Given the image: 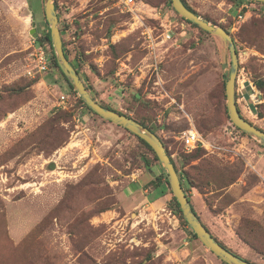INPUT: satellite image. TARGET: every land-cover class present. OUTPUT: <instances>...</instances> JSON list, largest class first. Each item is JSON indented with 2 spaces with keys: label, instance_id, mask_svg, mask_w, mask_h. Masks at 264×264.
Returning a JSON list of instances; mask_svg holds the SVG:
<instances>
[{
  "label": "rangeland",
  "instance_id": "1",
  "mask_svg": "<svg viewBox=\"0 0 264 264\" xmlns=\"http://www.w3.org/2000/svg\"><path fill=\"white\" fill-rule=\"evenodd\" d=\"M186 1L202 18L230 30L239 71L257 85L264 81V8H252L236 24L247 11L227 7L230 0ZM137 2L168 8L182 21L169 0ZM55 3L63 43L92 96L153 127L176 155L172 161L180 176L186 170L183 157L193 152L177 138L190 128L203 135L208 149L200 151L214 185L196 191L186 186L191 205L227 249L264 264V147L229 118L228 45L186 23L174 41L159 43L151 55L134 22L162 32L147 6H137L134 18L105 0ZM46 22L44 0H0V264H224L191 237L166 184L150 188L147 196L137 187L150 184L149 169L161 174L159 162L145 165L153 153L129 131L84 108L66 83L51 82L53 66L37 73L41 47L52 63ZM128 49L127 61L129 55H119ZM36 80L45 84L32 88ZM60 94L77 97L75 107L54 115ZM261 118L263 113L259 120L245 119L264 131ZM231 177H237L235 183L219 190Z\"/></svg>",
  "mask_w": 264,
  "mask_h": 264
},
{
  "label": "water",
  "instance_id": "2",
  "mask_svg": "<svg viewBox=\"0 0 264 264\" xmlns=\"http://www.w3.org/2000/svg\"><path fill=\"white\" fill-rule=\"evenodd\" d=\"M246 1L264 4V0ZM172 6L175 12L183 19L197 25L203 31L221 38L223 42L228 45L231 55V72L229 80L226 82V106L229 118L237 129L249 137L256 139L264 147V131L246 120L241 115L236 104V81L238 77L240 61L234 38L223 27L209 23L202 17L195 14L184 4L182 0H172ZM44 10L46 20L50 26L51 42L59 67L73 89L83 100L85 105L100 118L124 128L151 147L158 158L162 170L167 176L172 194L180 206L185 221L193 230L197 238L208 250H210L225 264H252L221 245L220 242L202 223L198 215L193 210L188 195L183 188L180 175L172 163L171 158L168 155L165 145L160 137L131 117L104 108L93 98L82 78L80 77L78 71L65 55L62 34L59 28V17L55 8V0H44ZM33 18L35 19L34 14ZM32 34L35 38L38 37L35 28L32 30Z\"/></svg>",
  "mask_w": 264,
  "mask_h": 264
},
{
  "label": "built area",
  "instance_id": "3",
  "mask_svg": "<svg viewBox=\"0 0 264 264\" xmlns=\"http://www.w3.org/2000/svg\"><path fill=\"white\" fill-rule=\"evenodd\" d=\"M111 3L115 9L119 10L122 14H130L132 17L138 16L139 8L137 6L144 5L147 6L149 13H154V15L160 17V10L157 8L150 7L143 2L139 3L137 0H105ZM144 7V8H145ZM247 15L239 16V20L236 24H240L246 20ZM161 20V18H160ZM159 20V21H160ZM177 18L170 21L167 19L165 22H161L159 27L162 29V32L158 34L157 28L147 26L142 20H134V22L138 23V29H142V38L144 41V45L149 50L151 55H154L157 51V46L159 43H168L170 41L175 40L176 31L178 27L185 29L186 21ZM142 21V22H141ZM235 27V26H233ZM175 44H177L175 42ZM262 60L264 62V55L262 56ZM240 61V60H239ZM35 68L37 69V73L39 75L46 74L52 69V63L49 57L47 56L44 49L41 47L37 53L35 54ZM240 66V62H239ZM158 69V65L154 66ZM34 71H29L28 75L32 78H35ZM238 77L236 81V104L242 116H251V119L259 120L260 115L264 114V94L259 89L256 81L253 80V77H249L247 73L244 71L238 72ZM250 91V100L248 101L246 98V94ZM77 97H71L70 95L60 94L58 98V108L61 110H67L75 107ZM260 120L264 121V118ZM185 148V150L189 153L197 150V149H208V142L203 137L202 134L199 133L195 128H190L183 133H181L180 137L177 138Z\"/></svg>",
  "mask_w": 264,
  "mask_h": 264
},
{
  "label": "trees",
  "instance_id": "4",
  "mask_svg": "<svg viewBox=\"0 0 264 264\" xmlns=\"http://www.w3.org/2000/svg\"><path fill=\"white\" fill-rule=\"evenodd\" d=\"M158 1H160V0H158ZM183 2H184V4L191 10V11H193L195 14H197L198 16H200V17H202L201 15H199L189 4H188V2L186 1V0H182ZM230 1H232V2H241V3H244V2H249V3H258V2H253V1H246V0H230ZM169 4L172 6V0H169ZM260 4H263V3H260ZM264 5V4H263ZM55 8H56V11H57V13H58V5H57V3H55ZM181 19H183L182 17H180ZM203 19L205 20V21H207V22H209V23H212V24H214V22H212L211 20H209V19H207V18H204L203 17ZM184 21H186L185 19H183ZM46 23H48V22H46ZM186 23H188V24H190L191 26H193V27H195V28H198V29H200L202 32H204V33H207V32H205V31H203L201 28H199L197 25H195V24H193V23H190V22H188V21H186ZM221 27H223L228 33H230V31H229V29L226 27V26H221ZM207 34H209V33H207ZM46 39H47V41L49 42V44H50V47H51V50H52V66L54 67V69L56 70V72H55V76H54V78L51 80V82H54V83H56V84H59L60 86L63 84V82L64 83H66L67 85H68V87H69V89L72 91V92H74L76 95H77V92L73 89V87L71 86V84L69 83V81L67 80V78L65 77V75L63 74V72H62V70H61V68L59 67V64H58V62H57V59H56V56H55V52H54V49H53V46H52V42H51V35H50V32L46 35V37H45ZM41 44H42V42H41ZM63 47H64V51H65V55H66V57L70 60V54H69V52H68V50L66 49V46H65V44L63 43ZM123 50H124V48H123ZM132 50V49H131ZM130 49H128V52L126 51H122L121 53H120V55H119V57L121 58V57H123L124 55H127L130 51H131ZM119 58V59H120ZM78 59H80V61H82L83 60V57L82 56H80ZM70 62H71V60H70ZM72 63V62H71ZM74 67H75V65L74 64H72ZM75 69L78 71V73H79V75H80V72H79V70H78V68L77 67H75ZM35 83H37V80L35 81V82H33L30 86L31 87H33L34 85L33 84H35ZM30 87V88H31ZM87 87V86H86ZM258 87H259V89L260 90H264V81H259L258 82ZM30 88H28V91H27V89H26V91L28 92V97H27V99H26V101H30V100H32L33 99V97H34V95H33V92H32V90H30L29 91V89ZM88 89V88H87ZM92 95V94H91ZM133 97H135V99L136 100H138V97L136 96V94L135 95H133ZM94 98V97H93ZM95 100H96V98H94ZM25 101V102H26ZM97 101V100H96ZM78 102L79 103H81V105L84 107V108H86L89 112H91V113H93L86 105H85V103L83 102V100L80 98V97H78ZM98 102V101H97ZM100 105H102L104 108H106V109H109V110H112V111H115V112H119L120 114H122V115H126V116H128V117H131L132 119H134L135 121H137L138 123H140L141 125H143L144 127H146V128H148L149 130H151L153 133H155L156 134V130L153 128V127H149L146 123H145V121L143 120H140V119H138V118H135V117H133V116H130L129 114H126V113H123V112H120V111H118V110H116L115 108H113L112 106H108V105H105V104H103V103H100V102H98ZM58 113V112H57ZM56 113V114H57ZM55 114V115H56ZM94 114V113H93ZM201 127V126H200ZM201 129L204 131V132H209V131H211L212 130V128L211 127H209L208 129H206V128H204V127H201ZM239 130V129H238ZM240 131V130H239ZM243 133V132H242ZM244 134V133H243ZM138 138V137H137ZM139 139V141L149 150V151H151L152 153H153V155H154V158L150 161L149 159H145L144 161H145V165L147 166V167H152L153 165V162L155 163V162H159L158 161V158L156 157V155H155V153L153 152V150L151 149V147L148 145V144H146L143 140H141L140 138H138ZM165 145V144H164ZM165 148H166V151H167V153H168V155L170 156V158H171V154L169 153V151H168V148L166 147V145H165ZM200 150H202V149H197V150H195V152L193 151V153H191V154H188V155H185L184 157H183V165H184V168H186V170L184 171V173L183 174H181L182 176H180V178H181V181L183 182H185L184 184H182L183 185V188H184V190H185V192H186V194L188 195V198H189V201H190V196H189V194H188V189H187V187L186 186H189V188L190 189H196V190H198V187L199 186H201V185H204V186H209V187H212L213 185H214V182L212 181V180H210V178H211V176H212V171H211V168L210 169H207V168H205L204 167V158L202 157V155H201V152H203V151H200ZM171 161H172V158H171ZM195 162H197L196 164H194ZM172 163H173V161H172ZM174 164V163H173ZM174 166H175V164H174ZM175 168H176V166H175ZM150 170V172H151V174L152 175H154V179L150 182V184L148 185L150 188H153V189H158V188H160L163 184H166L167 185V187L169 188V191H170V193H171V195H172V201H173V203H174V209H175V211L180 215V218L184 221V223H185V225H186V227L188 228V230H189V232H190V235H191V237L192 238H194V239H198L197 238V236L195 235V233L193 232V230L190 228V226L188 225V223L185 221V219H184V217H183V214H182V211H181V209H180V206H179V204H178V202L176 201V199H175V197L173 196V194H172V191H171V188H170V185H169V182H168V179H167V176L165 175V173H164V171L163 170H161V174L160 175H156L155 174V172H154V170L153 169H149ZM176 170H177V172L179 173V170L176 168ZM235 175H236V173H234ZM180 175V174H179ZM238 175V174H237ZM183 179V180H182ZM206 179V182H204L203 183V181L202 180H205ZM236 179H237V177L236 178H229V180H225V181H223L222 182V184L221 185H219L218 186V188H220L219 190H223V189H226V188H229L231 185H233L234 183H235V181H236ZM218 190V191H219ZM194 210V209H193ZM239 220V221H238ZM240 221H241V219H237L236 220V224L238 223V225H239V223H240ZM206 227V226H205ZM207 228V227H206ZM208 229V228H207ZM209 230V229H208ZM210 231V230H209ZM245 241V240H244ZM248 243V242H247ZM221 244V243H220ZM221 245H223V244H221ZM248 245H250L249 243H248ZM224 246V245H223ZM225 247V246H224ZM227 248V247H226ZM251 263V262H250ZM225 264V263H224ZM253 264V263H252Z\"/></svg>",
  "mask_w": 264,
  "mask_h": 264
},
{
  "label": "crops",
  "instance_id": "5",
  "mask_svg": "<svg viewBox=\"0 0 264 264\" xmlns=\"http://www.w3.org/2000/svg\"><path fill=\"white\" fill-rule=\"evenodd\" d=\"M227 3H228V5L226 4V6L227 7H230V8H232V7H239L238 9V12H242V11H247L246 12V15H251L252 14V12H248V11H252V8H258V9H262V8H264V5L263 4H260V3H247V2H244V3H239V2H231L230 4H229V2L227 1ZM225 4V3H224ZM174 11H172V10H169L168 8H165V9H163V8H161V10H160V17L159 16H156V15H154V14H152L151 16L152 17H154L156 20H160V18H161V22H165L167 19H169L170 21H172V20H174V18H176L175 17V15H174V13H173ZM245 15V14H244ZM224 21V20H223ZM232 29H234V27H232ZM128 31L130 32V29H128ZM127 31V32H128ZM230 31V30H229ZM129 34V33H128ZM184 34H186V33H184ZM116 37V36H115ZM115 37H113V40L115 41ZM179 39H180V37H179ZM117 42L118 41H116V42H114V43H116L117 44ZM127 55H129V57L127 58V61H128V59L130 58V57H132V55L131 54H127ZM125 64H124V67L126 68L127 67V62H124ZM131 71V70H130ZM43 81V80H42ZM38 81L37 83H36V85L37 84H39V85H42V84H45V82L43 81ZM34 87V86H33ZM32 87V88H33ZM60 96V95H59ZM58 96L56 95V99H57V102H58ZM35 99V98H34ZM249 101V100H248ZM57 106V109H56V111L54 112V115L59 111V110H61L60 108H58V104L56 105ZM241 114H243V113H241ZM246 119H248V120H251V116H244ZM171 158H176V155L175 156H173V154H171ZM197 162H195L194 164H196ZM154 179V175H151L150 174V176L148 177V180H147V182H151L150 180H153ZM241 182L239 181V183H236L235 185H238L239 186V184H240ZM139 185H137V187L138 186H140V188L142 189L141 191H142V194H144V195H148L149 194V190H150V187L149 186H147V187H145L142 183H138ZM141 184V185H140ZM145 188H144V187ZM139 188V187H138ZM145 190H144V189ZM193 190H195L196 191V189H193ZM132 191H135L134 189H132ZM132 191L130 190L129 191V193L127 194V196H130L131 195V193H132ZM145 199H147L146 197H145ZM147 201H145L144 203H146ZM141 204V203H140ZM143 204V203H142ZM233 220H235V219H233Z\"/></svg>",
  "mask_w": 264,
  "mask_h": 264
},
{
  "label": "flooded vegetation",
  "instance_id": "6",
  "mask_svg": "<svg viewBox=\"0 0 264 264\" xmlns=\"http://www.w3.org/2000/svg\"><path fill=\"white\" fill-rule=\"evenodd\" d=\"M62 34V33H61Z\"/></svg>",
  "mask_w": 264,
  "mask_h": 264
}]
</instances>
